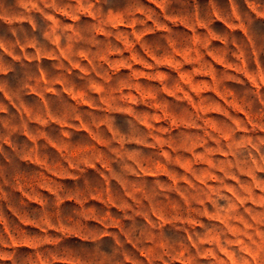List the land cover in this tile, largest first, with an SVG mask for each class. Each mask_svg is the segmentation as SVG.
<instances>
[{
    "label": "rangeland",
    "instance_id": "1",
    "mask_svg": "<svg viewBox=\"0 0 264 264\" xmlns=\"http://www.w3.org/2000/svg\"><path fill=\"white\" fill-rule=\"evenodd\" d=\"M0 264H264V0H0Z\"/></svg>",
    "mask_w": 264,
    "mask_h": 264
}]
</instances>
